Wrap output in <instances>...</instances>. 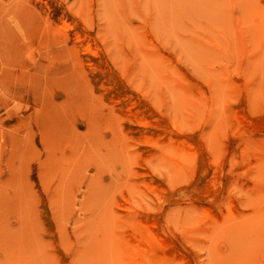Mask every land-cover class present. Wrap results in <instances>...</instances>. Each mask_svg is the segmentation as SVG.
Here are the masks:
<instances>
[{
  "label": "rangeland",
  "instance_id": "rangeland-1",
  "mask_svg": "<svg viewBox=\"0 0 264 264\" xmlns=\"http://www.w3.org/2000/svg\"><path fill=\"white\" fill-rule=\"evenodd\" d=\"M263 227L264 0H0V264H264Z\"/></svg>",
  "mask_w": 264,
  "mask_h": 264
},
{
  "label": "bare ground",
  "instance_id": "bare-ground-1",
  "mask_svg": "<svg viewBox=\"0 0 264 264\" xmlns=\"http://www.w3.org/2000/svg\"><path fill=\"white\" fill-rule=\"evenodd\" d=\"M196 6V5H195ZM212 8V7H211ZM170 10V9H169ZM210 9H208L207 11H209ZM167 15V14H166ZM165 15V16H166ZM32 50H33V48H31ZM91 51V50H90ZM11 58H13V57H11ZM4 97V96H3ZM3 100V99H2ZM245 116V115H244ZM246 117V116H245ZM248 117H246V119H247ZM241 119V118H240ZM243 119V118H242ZM250 120H252V119H250ZM254 122V121H253ZM238 124H239V122H238ZM245 125V124H244ZM245 127H246V125H245ZM244 127V128H245ZM249 127V126H248ZM250 128H251V126H250ZM254 128V127H253ZM247 129V128H246ZM251 130H253V129H251ZM255 131V130H254ZM90 145V144H89ZM60 158V157H59ZM91 159V158H90ZM89 161H91V160H89ZM112 162V161H111ZM90 164V163H89ZM88 172V171H87ZM91 173H93V172H91ZM182 174V173H181ZM182 183H183V181H182ZM116 185V184H115ZM219 189V188H218ZM248 193V192H247ZM243 195V194H242ZM248 195V194H247ZM246 196V195H245ZM192 197V196H191ZM243 197V196H242ZM27 201H28V199H27ZM187 201V200H186ZM138 202V201H137ZM153 202V201H152ZM170 203V202H169ZM135 204V203H134ZM138 204V203H137ZM144 204V203H143ZM183 204V203H182ZM235 204V203H234ZM152 205V204H151ZM141 207V206H140ZM154 207V206H153ZM235 207V206H234ZM206 208V207H205ZM220 208H222L221 206H220ZM236 208V207H235ZM202 209H203V207H202ZM208 209H210V208H208ZM236 210V209H235ZM234 210V211H235ZM238 210V209H237ZM240 210V209H239ZM210 211V210H209ZM188 212V211H187ZM227 212V211H226ZM235 212H237V211H235ZM235 212L233 213V214H235ZM137 213V212H136ZM197 213V212H196ZM215 214V213H214ZM228 214V213H227ZM232 214V215H233ZM243 214V213H242ZM135 215V214H134ZM139 215V214H138ZM225 215V214H224ZM187 216V215H186ZM185 216V217H186ZM232 217V216H231ZM134 218V217H133ZM138 221V220H137ZM143 221V220H142ZM144 222V221H143ZM150 224V223H149ZM261 224V223H260ZM99 227V226H98ZM261 228V227H260ZM264 228V227H263ZM108 230V229H107ZM158 236V235H157ZM172 236V235H171ZM161 239V238H160ZM135 241V240H134ZM165 240L163 239V243L165 244V242H164ZM168 242V241H167ZM193 244H195V243H193ZM174 245V244H173ZM173 245H172V247H173ZM113 246V245H112ZM112 248V247H111ZM116 248V247H115ZM118 248V247H117ZM168 248V247H167ZM103 249H105V248H103ZM120 249V248H119ZM171 249V248H170ZM174 250V249H173ZM94 251V250H93ZM97 251V250H96ZM92 252V251H91ZM171 252H172V249H171ZM216 253H218V252H216ZM207 254V253H206ZM136 256V255H135ZM111 257H112V255H111ZM212 257V256H211ZM138 259V258H137ZM121 260V259H120ZM93 261V260H92ZM91 261V262H92ZM111 261V260H110ZM228 261V260H227ZM207 262V261H206ZM120 263V262H119ZM128 264V263H127ZM232 264V263H231Z\"/></svg>",
  "mask_w": 264,
  "mask_h": 264
}]
</instances>
